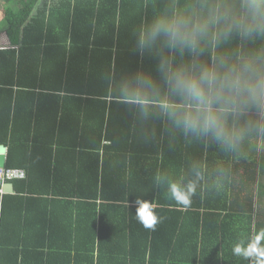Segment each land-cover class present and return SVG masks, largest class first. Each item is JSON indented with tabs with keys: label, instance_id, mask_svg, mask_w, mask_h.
<instances>
[{
	"label": "trees",
	"instance_id": "trees-1",
	"mask_svg": "<svg viewBox=\"0 0 264 264\" xmlns=\"http://www.w3.org/2000/svg\"><path fill=\"white\" fill-rule=\"evenodd\" d=\"M154 3L0 0V146L7 168L27 173L12 182L16 197L0 196V264H249L231 247L264 227V147L232 158L171 140L161 121L146 126L104 99L105 72L152 68L132 33ZM145 127L157 129L154 141ZM193 159L206 166L205 192L185 209L153 177ZM217 165L230 172L221 193L212 191ZM137 198L163 205L155 231L136 220ZM10 199L21 207L16 229L5 218L17 208Z\"/></svg>",
	"mask_w": 264,
	"mask_h": 264
},
{
	"label": "clouds",
	"instance_id": "clouds-1",
	"mask_svg": "<svg viewBox=\"0 0 264 264\" xmlns=\"http://www.w3.org/2000/svg\"><path fill=\"white\" fill-rule=\"evenodd\" d=\"M133 52L149 57L151 69L117 77L102 75L104 99L125 106L144 125L162 122L159 135L182 139L232 158L264 147V0H155L150 16L134 29ZM155 127L143 139L154 141ZM206 166L193 159L177 175L157 171L153 182L183 208L205 192ZM214 193L230 172L214 168ZM136 220L155 231L163 207L155 198L135 199ZM249 264H264V227L231 247Z\"/></svg>",
	"mask_w": 264,
	"mask_h": 264
},
{
	"label": "crops",
	"instance_id": "crops-1",
	"mask_svg": "<svg viewBox=\"0 0 264 264\" xmlns=\"http://www.w3.org/2000/svg\"><path fill=\"white\" fill-rule=\"evenodd\" d=\"M4 195H11V196H15L16 197V188H15V186H14V184H13V192L12 193H5ZM3 195V196H4ZM1 196V195H0ZM2 196V197H3ZM31 197H36V196H31ZM27 198H28V195H26V200H27ZM35 200V201H34ZM10 201L17 207V208H8L7 209V212H6V214L7 215H5V218H6V220H7V224H8V228H10L11 227V229H16V228H18V224L13 220V218H14V216L17 214V213H19L20 211H21V207L20 208H18V204H19V201H16L15 199H10ZM28 204H27V206L29 205V204H31V205H34L36 208L39 206V204H40V200L38 199V198H30V200H28ZM59 214V216L63 219V216L62 215H60L61 213L59 212V211H57L56 212V216ZM35 220H37V221H39L38 220V218H36V216H35ZM56 225L57 224V222H56V220H54L52 223H51V225ZM14 227V228H13Z\"/></svg>",
	"mask_w": 264,
	"mask_h": 264
},
{
	"label": "built area",
	"instance_id": "built-area-1",
	"mask_svg": "<svg viewBox=\"0 0 264 264\" xmlns=\"http://www.w3.org/2000/svg\"><path fill=\"white\" fill-rule=\"evenodd\" d=\"M27 179V173L22 169L0 168V195L5 194V185L16 180Z\"/></svg>",
	"mask_w": 264,
	"mask_h": 264
},
{
	"label": "water",
	"instance_id": "water-1",
	"mask_svg": "<svg viewBox=\"0 0 264 264\" xmlns=\"http://www.w3.org/2000/svg\"><path fill=\"white\" fill-rule=\"evenodd\" d=\"M8 148L4 145L0 146V168H5L7 166ZM5 193L13 192V183H8L4 187Z\"/></svg>",
	"mask_w": 264,
	"mask_h": 264
},
{
	"label": "rangeland",
	"instance_id": "rangeland-1",
	"mask_svg": "<svg viewBox=\"0 0 264 264\" xmlns=\"http://www.w3.org/2000/svg\"><path fill=\"white\" fill-rule=\"evenodd\" d=\"M3 19H4V12L0 7V29H3V25H2ZM4 43L5 41L3 40L2 37H0V44H4Z\"/></svg>",
	"mask_w": 264,
	"mask_h": 264
}]
</instances>
